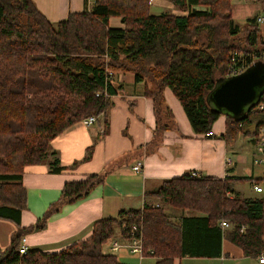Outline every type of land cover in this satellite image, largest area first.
Wrapping results in <instances>:
<instances>
[{"label":"trees","instance_id":"16d2710c","mask_svg":"<svg viewBox=\"0 0 264 264\" xmlns=\"http://www.w3.org/2000/svg\"><path fill=\"white\" fill-rule=\"evenodd\" d=\"M168 1L182 13L155 15L152 0H95L90 10L52 23L32 0H0V219L17 226L10 246L0 250V264H127L103 249L117 227L127 240L133 226L143 239L144 256L156 258V264L221 258L224 241L259 261L264 253V179L252 181L262 185V193L243 198L236 186L247 179L192 175L163 181L140 210L98 221L87 241L57 253L29 250L20 255L24 235L44 229L64 205L87 198L104 182L103 175H91L66 183L59 201L36 225L21 226L28 199L25 168L53 158L51 172H63L52 141L91 116L106 120L110 97L119 90L114 76L132 74L137 84L144 83L156 112L165 105L169 88L194 133L205 136L221 116L207 101L216 79L264 63L257 17L243 29L233 21V0ZM112 18L123 26L112 27ZM226 121L227 139L246 134L253 125L256 139L264 128V95L243 119ZM92 151L93 146L85 161ZM170 208L181 216H172ZM222 221L230 227L223 229Z\"/></svg>","mask_w":264,"mask_h":264},{"label":"crops","instance_id":"0c3cea01","mask_svg":"<svg viewBox=\"0 0 264 264\" xmlns=\"http://www.w3.org/2000/svg\"><path fill=\"white\" fill-rule=\"evenodd\" d=\"M32 1L52 23L65 20L70 13L90 10L94 5H90L91 0L87 3L86 0ZM252 2L259 11L255 17L263 18L264 0ZM110 25L114 28L123 26L118 18H112ZM258 25L264 35V24ZM114 85L119 90L110 97L106 120L100 116L90 127L78 123L52 141L51 151L57 153L64 167L62 173L51 172L53 158L25 168L23 185L28 199L21 226L26 229L36 225L59 201L66 183L84 181L91 175H103L105 178L87 198L66 204L53 214L44 229L24 235L29 250L57 253L89 240L98 221L117 218L123 211L142 209L147 195L157 191L162 182L169 179L194 173L218 179L241 177L247 179L244 182L252 189L253 180L264 179V165L255 163L257 141L253 136L254 125L248 126L246 134L241 133L230 140L225 137L226 117L220 116L214 124L213 137L196 135L182 104L169 88L164 92L165 105L156 112L154 101L147 97L146 85L137 84L134 75L117 74ZM149 88L153 87L150 85ZM163 118L168 128L160 130L164 125L159 127L158 123ZM92 146V157L85 161ZM139 163L142 168L135 171L134 167ZM260 170L261 175L257 173ZM151 201L155 202L154 198ZM16 230L13 222L0 219V250L10 246ZM113 241H118L123 247L113 250ZM125 245L117 227L114 239L103 250L127 264H156V258L144 256L140 259ZM231 252L236 259L246 258L240 248L224 241L221 258H184L177 259L175 264L223 260L231 256Z\"/></svg>","mask_w":264,"mask_h":264},{"label":"water","instance_id":"95a60500","mask_svg":"<svg viewBox=\"0 0 264 264\" xmlns=\"http://www.w3.org/2000/svg\"><path fill=\"white\" fill-rule=\"evenodd\" d=\"M264 95V63L256 62L236 75L219 77L207 101L213 111L235 120L257 107Z\"/></svg>","mask_w":264,"mask_h":264},{"label":"rangeland","instance_id":"374dc122","mask_svg":"<svg viewBox=\"0 0 264 264\" xmlns=\"http://www.w3.org/2000/svg\"><path fill=\"white\" fill-rule=\"evenodd\" d=\"M91 6L94 4L95 0H91ZM155 3L152 4L151 12L155 15L161 14L162 12H172L176 14H181L182 12L171 2L168 0H154ZM258 8L255 7V4L252 0H233V8H232V18L233 21L240 25L243 29H245L246 22L249 18L255 17L258 14ZM167 121L163 118L160 123H158L159 127L166 124ZM259 175H261L262 171H257ZM236 191H238L239 195L243 198H253L258 196V193L254 192L251 186L248 183L241 182L237 184ZM155 204H162L161 202H156ZM169 213L175 218H178L179 213L174 209H168ZM236 247V246H235ZM236 249V248H235ZM234 254L231 252V256H226L221 259H213V260H205L204 262H193V261H185L183 264H258L254 258L246 257L244 259H236L233 257Z\"/></svg>","mask_w":264,"mask_h":264},{"label":"built area","instance_id":"2783aa9c","mask_svg":"<svg viewBox=\"0 0 264 264\" xmlns=\"http://www.w3.org/2000/svg\"><path fill=\"white\" fill-rule=\"evenodd\" d=\"M258 24H264V17L263 18H258L257 19ZM240 73V72H239ZM238 72L233 73L232 75L239 74ZM230 75V76H232ZM109 96L106 94V97ZM258 107V106H257ZM262 109L263 106H260ZM98 121V118L96 116H91L89 118L84 119L81 123L84 124L87 127L92 126ZM205 137H213V132L208 133L205 135ZM256 151H257V157L255 159V163L259 165H264V128H261L259 130V136L256 138ZM230 161H228L229 163ZM142 168V165L139 163L137 166L134 167L135 171H140ZM193 177H200L198 174L194 173L192 175ZM253 189L256 193H262L263 192V187L261 184H253ZM220 226L223 229H228L230 227L229 222L227 221H222L220 223ZM126 245L125 247L130 251L131 254L137 255L140 259L144 258V253H143V239L140 235H138V227L133 226L131 229V236L129 239L124 240ZM113 250L119 249L123 247V244L119 243L118 241H113ZM29 249L26 246V239L23 237L21 240V245H20V255H26L28 253ZM259 263L264 264V253L261 254L259 257Z\"/></svg>","mask_w":264,"mask_h":264},{"label":"bare ground","instance_id":"6f19581e","mask_svg":"<svg viewBox=\"0 0 264 264\" xmlns=\"http://www.w3.org/2000/svg\"><path fill=\"white\" fill-rule=\"evenodd\" d=\"M263 166V165H262Z\"/></svg>","mask_w":264,"mask_h":264}]
</instances>
